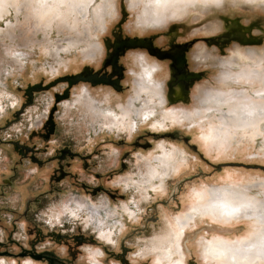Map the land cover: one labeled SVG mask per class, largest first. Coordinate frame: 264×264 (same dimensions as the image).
I'll return each mask as SVG.
<instances>
[{"label": "rangeland", "instance_id": "374dc122", "mask_svg": "<svg viewBox=\"0 0 264 264\" xmlns=\"http://www.w3.org/2000/svg\"><path fill=\"white\" fill-rule=\"evenodd\" d=\"M100 4L94 0L87 11L66 14L52 26L48 17L36 16L38 0L9 1L0 14V153L13 151L3 141L14 140L38 149L48 161L45 182L39 172L31 183V203H9L15 211L10 223L2 218L0 203V241L15 254L0 257V264H183L178 255L159 260L162 250L178 241L185 264H217L203 256L200 243L241 242L256 231L254 220L227 223L197 214L191 225L179 222L210 190H241L264 201V121L262 135L254 137L234 132L224 122L229 103L243 100L264 107V83L256 77L264 72V0L197 5L183 18L167 16L164 22L145 24L141 19L146 2L132 6L129 0H114L110 16L94 30ZM72 24L76 30L68 27ZM87 27L92 37L85 34ZM135 37L149 38L165 50L192 43L185 70L201 78L178 81L170 61L144 48L126 49L120 58L123 92L104 95L107 88L79 84L69 101L58 106L55 133L49 139L40 137L55 94L65 85H52L24 106L26 89L99 71L116 42ZM146 80L160 85L156 89L161 97L140 92L137 87ZM201 90L221 94L222 107L203 104ZM66 147L92 159L68 160V176L58 180V164L50 158ZM72 199L78 201L70 203ZM72 209L81 217L73 218ZM102 227L113 229L112 242L100 237ZM22 246L47 255L21 256Z\"/></svg>", "mask_w": 264, "mask_h": 264}, {"label": "bare ground", "instance_id": "6f19581e", "mask_svg": "<svg viewBox=\"0 0 264 264\" xmlns=\"http://www.w3.org/2000/svg\"><path fill=\"white\" fill-rule=\"evenodd\" d=\"M9 1L15 2V0H0V14L4 12L6 5ZM93 1L94 0H38L39 8L38 10H36L37 11L36 16H38L40 19H44L48 17L47 21L49 24H51L52 22L58 19L61 22H63L62 19L64 18L66 14H69V13L73 14L77 10H79L78 12L87 11L90 5L93 3ZM129 1L132 6L139 5L143 2H146V6L144 7L145 10L143 11L145 12V14L143 15L141 19L143 24H145L146 21H149V20L155 23H161V22H164L167 16H170L172 18H183L190 12V9L196 8L197 5H200L202 7H206V6L209 7V6H218L223 3V0H129ZM113 5H114V0H101V4L99 5L98 9L95 10V20L97 22V26L95 25L96 27L94 28V30H98L99 27L101 29L102 22L107 14H109L108 16H110L109 11ZM63 6L66 7V9L64 8L65 11L62 8ZM69 19H70V16H69ZM79 20L77 21L79 22ZM74 21H75L74 23H77L76 20ZM65 23L64 25H66ZM46 25L48 26L47 22H46ZM140 25H142L141 22H140ZM51 26H49V28ZM70 26H68L70 29L76 30V24L74 26L73 24ZM78 26L79 24H77V27ZM88 28L89 27H87V29ZM77 33H80V32H77ZM85 34H87V37L90 36L91 29H88ZM90 37H92V35ZM91 45L90 47H94V44L93 46ZM96 47L97 46L95 44V48ZM89 56H92V55H89ZM260 60L261 58L257 59V61H260ZM225 62H228V61H225ZM258 74L259 75L256 74L257 80L259 79V81L264 83V72L262 71V74L258 72ZM137 82L139 81H136V84ZM247 82H249V80ZM151 83L148 82L147 80L141 81V83H139L137 88H139L140 92L145 93L148 97H151V98H154L156 96L161 97V94L159 92L160 90H158L159 88L156 89V87L158 86L160 87V85H158L157 83L158 86L154 87L153 85H156V84L152 83L153 84L152 85ZM202 91L203 90H201V96L199 99L201 102H203V104L208 103L210 108L211 107L217 108L221 106L222 99H223V96L221 94L219 93L218 94H214V93L208 94ZM229 106H230L229 112L225 115L224 122L227 125H229L230 129H232L234 132H238V131H241L243 133L247 132V134H249L251 137L262 135L261 123L264 121V107L258 106L256 103L251 104L243 100L234 102L231 105L229 103ZM126 114L128 115V113ZM117 123L119 124V122ZM117 123H114V124L117 125ZM227 137L228 139L232 140L235 136L233 134H230V136L228 135ZM165 159L166 157L165 158L163 157V161ZM155 173H158V172L156 171ZM155 173L150 172V175L153 177ZM80 203L82 204V202ZM70 213L73 218L81 217L79 215L78 210L72 209ZM128 213L130 216H133L134 214L133 212H130L129 210H128ZM197 214L208 215L209 217H211L212 219L216 221H224L227 223L232 222L233 220H239L245 217L252 218L254 220L253 225L256 227V231L253 232L247 239L241 242L230 243L229 241L227 242L223 240H217L205 246H203V242H201L200 245L202 248V254L207 260L215 261L217 264H264V201L262 202V201L257 200V198L255 197L248 196L246 193L241 192V190L238 191V190L231 189V188L221 189L219 191L210 190L209 195L208 197H206L205 201L195 206L190 211V213L186 215L184 219L180 220L179 222L180 225L181 226L191 225L192 222H195V217ZM91 221H92V217L90 216L86 219L87 225H90ZM101 226H103V223H101ZM112 230L113 229H106L105 227L100 228V237L105 241L112 242L113 235L115 234ZM161 255L162 256L161 258H159V260L171 259L175 255H178L181 258V261L183 262V264H185V261H184L185 256L182 251L181 241H178L176 243L170 242L169 246L165 248V250H162Z\"/></svg>", "mask_w": 264, "mask_h": 264}, {"label": "flooded vegetation", "instance_id": "af4514ba", "mask_svg": "<svg viewBox=\"0 0 264 264\" xmlns=\"http://www.w3.org/2000/svg\"><path fill=\"white\" fill-rule=\"evenodd\" d=\"M112 48L113 50L110 57L100 62L101 65L103 64V68L101 70L74 74V75H82L83 78L86 79V81H80L77 84L70 86L68 82L61 80L62 78L71 77L74 75L64 76L57 79L59 80L58 83L54 84L53 86L55 87L56 85H59V83H61L65 85V89L62 92H57L55 94L54 106L52 107L50 113L48 114L44 122L45 132L40 133L39 134L40 137H42L43 139H49L55 133L56 131L55 115L57 113L58 106L62 103H66L69 101V98L71 96V91L79 84L87 85L89 88H95V87L107 88L106 90H109V92L102 90L105 92L103 93L104 95L108 93L112 94V92L115 93L123 92V75L125 68L120 64V58L125 53L126 50V48H123V40L116 42L112 46ZM170 62L172 63L174 70L178 72V75L176 76V79L178 81L193 82L192 80L187 79L186 77V74L189 73L188 71L185 70L187 67L183 70V72H179L175 68L174 63L172 61ZM28 89H26L28 102L24 106L31 105L34 102L35 95L37 93H41V92L33 91L31 89L30 92L29 91L27 92ZM42 92H47V91H42ZM100 105L105 106V104H100ZM36 134L38 135V133ZM3 142L7 143L6 144L7 146L13 148V151L11 152L7 151L0 153V203H2L4 207L3 209L4 215L2 218H6V220L9 221L10 223L12 221L11 217H13L15 211L13 210L12 207H10L9 203H31V200L29 199L31 183L37 181V178L40 177L39 172H43L45 170L48 161L45 159L46 157L44 158L41 157L43 153H41L38 149L34 147L25 145L19 141H14V140H10L7 142L3 141ZM15 155H17L18 157L16 158ZM16 159L18 160V163H16L15 161ZM91 159H92L91 156H84L66 147L62 149L55 156H52L50 158V162H54L58 164L59 167L58 170L60 171L61 177L57 179L61 180V178H66L68 176V173L64 170L65 165L69 164L67 163L68 160H72V161L84 160L85 163H88V161ZM16 164H18L19 166L16 167L15 166ZM31 165L34 166L33 169L30 167ZM26 172H28L27 177H25ZM31 175L33 177H31ZM43 180L45 182L44 172H43ZM17 189H18L17 194L19 196V200L16 201L14 199V195ZM97 191H102V190L98 189ZM41 201H42L41 199L36 200V203H41ZM76 201L78 200L72 199L70 203H75ZM11 242L14 244L15 240L11 239ZM14 255L15 254L6 247L4 241H0V257H11ZM19 255L21 256L29 255L36 259H43L47 254L39 253L35 248L32 249L30 247L22 246Z\"/></svg>", "mask_w": 264, "mask_h": 264}, {"label": "water", "instance_id": "95a60500", "mask_svg": "<svg viewBox=\"0 0 264 264\" xmlns=\"http://www.w3.org/2000/svg\"><path fill=\"white\" fill-rule=\"evenodd\" d=\"M192 43L186 44H176L173 45L170 49L164 50L159 47H155L154 42L149 38H128L123 40V48L126 49H135V48H144L148 51L149 55L154 56L160 60H170L174 63L175 68L179 72H183V70L187 67V53L189 51ZM187 79L192 81L200 79L201 74L195 72H189L186 74ZM61 81H66L70 86L77 84L80 81H86L82 75H74L71 77L62 78ZM58 83V82H57ZM43 85L37 84L34 86H30L27 92H30V89L36 92H42L48 90L52 85Z\"/></svg>", "mask_w": 264, "mask_h": 264}]
</instances>
